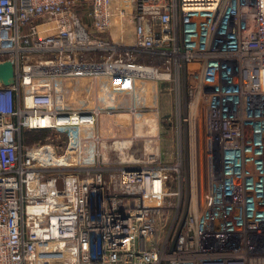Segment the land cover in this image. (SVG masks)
<instances>
[{"label":"built area","instance_id":"1","mask_svg":"<svg viewBox=\"0 0 264 264\" xmlns=\"http://www.w3.org/2000/svg\"><path fill=\"white\" fill-rule=\"evenodd\" d=\"M6 60L0 264H264V0H0ZM165 91L189 99V149L202 126L207 156L172 252L187 162L113 166L88 148L103 116L160 123ZM46 130L68 143H25Z\"/></svg>","mask_w":264,"mask_h":264},{"label":"rangeland","instance_id":"2","mask_svg":"<svg viewBox=\"0 0 264 264\" xmlns=\"http://www.w3.org/2000/svg\"><path fill=\"white\" fill-rule=\"evenodd\" d=\"M139 62L150 61L142 58ZM150 72L153 73L152 70ZM188 104V98L184 99L183 97L182 99L181 97L180 99L174 91H165L162 96L161 115L163 118L160 123L154 124L153 121L146 119L133 121L129 116H125L124 118L122 115L118 117L103 116L99 119L94 129L99 138L96 141H90L88 148L93 150L96 157L100 155V160L113 166L124 164L137 165L138 163L147 162L150 164L149 161L151 160H156L160 164H176L181 157L184 163L183 171L185 174L187 162L189 175L192 172V177L196 179L198 176L195 174V170H198V173L201 170L204 180L207 175L206 142L203 140V128L201 126L199 136H201L203 152L202 148L201 153L189 149V130L191 124L184 121L185 115L188 116L190 113ZM200 112L201 110L196 113V116L200 117ZM46 132L45 138H42L44 131H28V134L24 137L25 143L29 146L53 145L60 142L68 143V136L66 134H61L59 137L58 133L54 130H46ZM200 154L202 161L200 160ZM59 155L57 153V156ZM191 158L192 166L190 165ZM196 160L199 167H195ZM153 164L156 163L153 162ZM191 167L193 171H191ZM174 177H176V173ZM170 184H172L173 188L177 186L176 182ZM170 184L168 185L170 186Z\"/></svg>","mask_w":264,"mask_h":264},{"label":"water","instance_id":"3","mask_svg":"<svg viewBox=\"0 0 264 264\" xmlns=\"http://www.w3.org/2000/svg\"><path fill=\"white\" fill-rule=\"evenodd\" d=\"M0 80L4 85L10 86L15 83V67L14 64L10 60H6L0 63ZM189 173L187 170V185L185 190V198H184V205L182 210V215L176 230V233L172 239V243L170 246V251L172 252L175 248L178 236L183 228L186 218L189 213V206H190V185H189ZM167 264H170L167 262Z\"/></svg>","mask_w":264,"mask_h":264},{"label":"bare ground","instance_id":"4","mask_svg":"<svg viewBox=\"0 0 264 264\" xmlns=\"http://www.w3.org/2000/svg\"><path fill=\"white\" fill-rule=\"evenodd\" d=\"M126 72H131V73H136V74H140V75H155L154 73H151L150 70L148 69H144V68H139V69H130ZM194 106V104H193ZM197 110H198V106H194V108L192 109V113L193 115H195L197 113ZM198 122L197 119H193L192 121V124L193 122ZM142 127V126H141ZM142 129V128H141ZM145 129V128H144ZM156 130V129H155ZM138 131V130H137ZM150 131V130H148ZM153 131V130H152ZM139 133V132H138ZM141 133V131H140ZM79 136L75 137L74 139H78ZM73 139V140H74ZM200 149H201V146H200ZM39 155L42 156V158H40L42 161H48L49 158H55L52 154L51 151L49 150H46V149H43V150H40L39 152ZM199 155V154H198ZM203 155V154H202ZM44 156V157H43ZM46 157V158H45ZM200 157H201V154H200ZM206 158V157H205ZM78 158L71 154L70 152L67 154V156H64V157H60V158H57L55 160V162L53 163V167H71L73 165V162H75ZM201 161H202V157H201ZM204 163V162H203ZM203 180V178H202Z\"/></svg>","mask_w":264,"mask_h":264},{"label":"trees","instance_id":"5","mask_svg":"<svg viewBox=\"0 0 264 264\" xmlns=\"http://www.w3.org/2000/svg\"><path fill=\"white\" fill-rule=\"evenodd\" d=\"M46 134H47V132L44 131V133H42V136H43L42 138H45Z\"/></svg>","mask_w":264,"mask_h":264}]
</instances>
